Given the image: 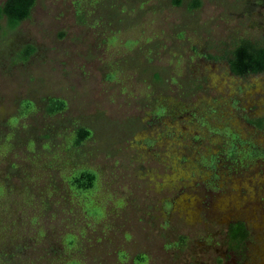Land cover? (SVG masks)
I'll return each mask as SVG.
<instances>
[{
	"label": "rangeland",
	"instance_id": "374dc122",
	"mask_svg": "<svg viewBox=\"0 0 264 264\" xmlns=\"http://www.w3.org/2000/svg\"><path fill=\"white\" fill-rule=\"evenodd\" d=\"M241 41L264 46V0H34L0 18V264H264V162L219 152L226 129L264 147L248 123L264 74L228 68Z\"/></svg>",
	"mask_w": 264,
	"mask_h": 264
},
{
	"label": "trees",
	"instance_id": "16d2710c",
	"mask_svg": "<svg viewBox=\"0 0 264 264\" xmlns=\"http://www.w3.org/2000/svg\"><path fill=\"white\" fill-rule=\"evenodd\" d=\"M34 0H5L0 6V18H4L6 26L10 29L17 26L20 22L26 20L30 14ZM229 71L238 77L249 75L264 74V46H258L241 41L238 43L228 59ZM65 108V102L57 98H48L45 101L44 113L54 115L60 113ZM34 110L32 103L24 100L20 103L18 115L23 116ZM248 123L253 128L264 126V119H250ZM224 135V145L220 155L225 161L233 163H242V161L253 162L261 160L264 162V147L256 146L251 141L242 140L236 133L229 129L221 132ZM90 133L85 128H79L75 131L71 142L78 145L89 137ZM209 168L213 169V164L218 161V156H211ZM96 185V175L87 169L75 171L68 178V186L71 190L78 193H85L92 190ZM227 247L229 250L242 254L243 245L247 240L248 232L242 222H233L227 226ZM137 260L139 264L146 262L144 255H136L132 258V263ZM134 264V263H133Z\"/></svg>",
	"mask_w": 264,
	"mask_h": 264
}]
</instances>
